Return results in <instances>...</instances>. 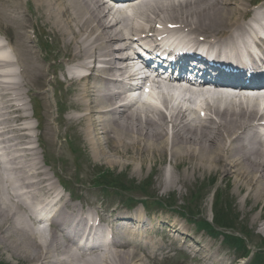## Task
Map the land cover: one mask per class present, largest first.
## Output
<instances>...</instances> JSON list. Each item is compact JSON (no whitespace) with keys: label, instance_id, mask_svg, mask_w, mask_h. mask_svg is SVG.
Wrapping results in <instances>:
<instances>
[{"label":"bare ground","instance_id":"6f19581e","mask_svg":"<svg viewBox=\"0 0 264 264\" xmlns=\"http://www.w3.org/2000/svg\"><path fill=\"white\" fill-rule=\"evenodd\" d=\"M128 2L135 5L130 18L122 16L121 11L114 15L103 0H0V40L6 41L0 50L5 48L9 52V58L0 57V156L7 165L3 168L0 164V248L11 258H27L30 264H138L135 260L141 254L144 257L148 253L167 252L182 241L188 242L184 248L196 252L195 261L199 264H227L217 257L218 251L209 243L187 233L174 221L161 219L163 227L171 231L170 236L162 234L163 238H171L169 244H151L149 237L156 238L157 233L149 232L152 221L145 225L139 214L98 218L110 229L109 243L78 246L74 236L81 238L79 234L94 218L87 216L89 212L83 216L88 210L84 214H66L61 210V205L66 204L62 197L58 200V211H54L49 221L55 228L47 234L39 228L42 222L34 216L36 204H44L50 198L54 185L40 166L36 147L28 144L33 137L40 143L49 131L51 135L52 129L47 122L40 126V118L39 133L32 134L24 95L26 90L36 89L45 107L49 106L43 95L55 76L50 64L45 65L38 58V50L34 48L38 45L28 32L30 29L35 37L38 24L49 25L51 35L61 41L62 51H58L54 66L68 64L62 70L64 82L73 85L67 107L76 112L72 118L96 160L102 158L109 166L136 168L148 164L152 168L156 157L163 166L167 156V164L175 172L182 167L191 172L219 169L234 175L233 185L243 204L253 202L249 213L260 204L252 221L264 218V134L258 129V120L264 114L258 116L250 103H243L244 107L229 101L223 107L208 104L203 117L194 114L192 118L181 110L166 112V100L162 101L164 110L139 109L126 102L125 87L119 82L121 76H132L125 65L130 61L127 59L130 45L137 38L156 42L169 31L182 33V39L196 45L189 52L202 58L196 59L200 66L194 68L199 76L214 73L237 82L244 79L247 74L241 73L246 62L240 56L224 52L247 51V64L251 67L248 71L254 72L257 81L261 80L264 66L258 68L256 61L264 60L263 43H253L258 50L253 57L247 40L252 39L254 28H259L264 20V10H260L264 2L255 7V0ZM25 3L29 14L22 11ZM201 44L206 46L205 50ZM208 61L236 71L209 66ZM70 67L86 68L89 72L76 77L70 73ZM50 75L52 79H47ZM161 181L169 188L179 181V176L167 172ZM74 204L76 211L80 204ZM74 217L75 221L65 227L54 221ZM259 226L264 231V221ZM90 233L89 227L87 235Z\"/></svg>","mask_w":264,"mask_h":264},{"label":"rangeland","instance_id":"374dc122","mask_svg":"<svg viewBox=\"0 0 264 264\" xmlns=\"http://www.w3.org/2000/svg\"><path fill=\"white\" fill-rule=\"evenodd\" d=\"M34 38L36 41L38 40L36 45H39L43 52L41 53L37 47H34L38 50L37 54L50 64V71L56 76L52 79V83H49V85L48 83H45V85L49 86V90L43 95V98H47L49 106L47 105L45 107L44 100L42 101V99L37 96L35 97L38 104L39 119L41 118L40 126L47 122L49 124L48 126L52 129L51 135L49 131L41 141L45 144V150L51 168L57 171H59V169H64L66 175L63 177H69L67 175L71 174V171L74 170L75 162L77 168H80L76 177L79 178L81 184H77L76 188L78 189L82 186L86 187L83 189L84 191L77 190L78 192L81 191L79 201L82 203L83 209L93 211L92 205L95 206V204H97L96 201L103 203V208H107L105 207L106 204L110 208H116L118 210L126 209L122 204L126 194H123V196H107L101 193L98 189L88 186L87 181L96 177V172L112 171L114 173H126L128 178L133 179L137 183L145 178H151L152 182L148 186L150 195L159 196L158 199L161 201H166L168 196L174 197L175 200L174 204L168 206L167 209H161L166 207L157 206V204H155V206L151 205V208L156 209L153 212L152 218L161 215L163 218L167 217L172 221L177 219L179 223H182L181 225H183L185 229H188V232L195 233L197 238L200 237L204 240L202 242H209L213 249L220 250L221 254L219 256L223 258L226 263L234 259L233 252L235 256H237L235 253L236 249L240 253H249L252 262H249V259H241L235 264H254L255 260L258 261V263L263 262V256H261L263 253L258 252L257 246L259 245L260 240L264 241V231H262L259 226V224L264 221V218L257 222L252 221L253 217L257 216L259 213L260 204L255 205L252 212H248L249 208L254 204L253 202L243 204L239 196H237L238 190L233 185L234 175L229 176L222 173L219 169L211 171L207 169H197L192 172L184 171L183 167L180 168L178 172H175L169 164H167V156H164L165 165L163 166L159 165V158L156 157L157 162L152 168H150L148 164H145L143 167L137 166L136 168L119 165L109 166V164L102 158L96 160L82 136L80 127L76 126V121L72 118L75 113L67 107L68 102L73 95V85H67L64 82V76L62 77V73L60 74L58 67L54 66V64L58 62L55 61V57L60 55L58 51H62L60 39L55 35H51L50 27L47 24H38V29L35 31ZM45 42H47V45ZM31 45L35 46L33 43ZM46 53L50 57L48 56L45 58L44 55ZM47 79H51V76H47ZM48 81L50 80H47V82ZM25 103L27 104L26 108L29 109L28 115H30L29 99L25 98ZM70 117L71 119H69ZM30 122L33 127L36 125L34 119H31ZM57 133H59L58 137ZM65 139H67V141H65ZM72 150H74L75 157ZM37 152L40 161V159H42V151L38 148ZM78 153L80 154V157ZM57 159L60 161L58 162ZM167 172L174 174V176H179V181L169 188H165L161 181ZM74 174L75 172L73 171L72 177H74ZM48 175H50V173H48ZM52 180L54 182V179ZM197 186L199 188H196ZM63 193L65 198L69 197L66 192ZM52 197H54V194L50 196V198ZM168 203H171V199ZM197 207L199 210L201 208L203 211L202 215L199 214V216L202 217L200 219L190 213L192 212V209L196 210ZM62 209L65 212H74L70 206H62ZM136 210L141 209L136 208L129 212V214L133 215ZM177 210L184 214L185 221L186 219L190 220L191 218L196 224L203 222L206 225L207 230L210 232H216L219 229H223L224 232H218L219 236L214 239L210 238L205 230L199 229L201 230L199 231L193 221H186V223L183 222V220L178 217L180 213ZM156 230L158 229L156 228ZM221 236L228 237L226 239L228 243L227 245L220 243ZM237 236L242 237L243 240L240 241L241 243L236 240ZM35 238L37 242H40L38 237ZM152 239L153 240L151 241L149 237V241L156 246L167 243V240L163 239L161 235ZM248 246L252 249L242 251V248L246 249ZM228 247L231 248L229 249ZM252 252H254L253 256H251ZM164 256H166L165 259H163ZM171 256L172 252L168 255L161 254L147 258L140 256L135 261L138 264H199L193 262V258L190 257L189 251L183 256L176 255L169 259ZM16 258L13 256L12 258L9 257L8 254L0 248V264H24V262L30 264V261L27 258L19 256H16Z\"/></svg>","mask_w":264,"mask_h":264},{"label":"trees","instance_id":"16d2710c","mask_svg":"<svg viewBox=\"0 0 264 264\" xmlns=\"http://www.w3.org/2000/svg\"><path fill=\"white\" fill-rule=\"evenodd\" d=\"M236 240H237V241H242V240H241V239H239V238H236Z\"/></svg>","mask_w":264,"mask_h":264}]
</instances>
